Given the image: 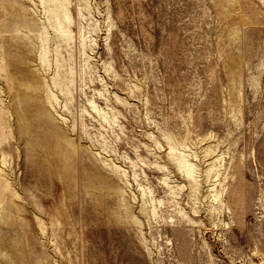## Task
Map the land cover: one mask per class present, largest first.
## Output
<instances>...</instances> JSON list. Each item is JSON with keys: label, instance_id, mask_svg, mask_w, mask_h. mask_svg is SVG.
Masks as SVG:
<instances>
[{"label": "rangeland", "instance_id": "rangeland-1", "mask_svg": "<svg viewBox=\"0 0 264 264\" xmlns=\"http://www.w3.org/2000/svg\"><path fill=\"white\" fill-rule=\"evenodd\" d=\"M0 264H264V0H0Z\"/></svg>", "mask_w": 264, "mask_h": 264}]
</instances>
